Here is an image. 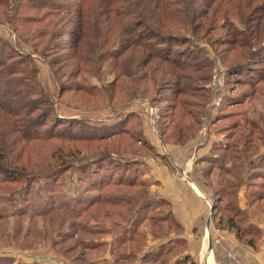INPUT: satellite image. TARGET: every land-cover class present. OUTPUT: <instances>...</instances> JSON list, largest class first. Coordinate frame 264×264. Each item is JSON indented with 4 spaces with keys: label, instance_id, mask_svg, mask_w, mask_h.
I'll return each instance as SVG.
<instances>
[{
    "label": "rangeland",
    "instance_id": "rangeland-1",
    "mask_svg": "<svg viewBox=\"0 0 264 264\" xmlns=\"http://www.w3.org/2000/svg\"><path fill=\"white\" fill-rule=\"evenodd\" d=\"M17 1L21 2L0 0V19H4L8 11L6 3L12 7ZM55 1L69 3L68 0ZM96 1L98 5L100 2ZM219 1L204 19L195 22L198 32L196 36L188 34L191 35L190 44L179 46L189 55L196 52L194 56L199 57L196 64L204 67L212 63L209 66L214 75L212 81L198 84L193 83V78H204L206 71L183 70L171 62L150 57L138 46L129 47L120 55L114 54L117 57L107 56L105 53L116 46L114 40L107 39L106 45L100 47L92 30L93 36L89 34L77 40L72 33L75 27L72 13L27 7V15L41 16L43 21L36 19L35 23L22 27V34L30 42L20 43L21 51L33 52V43L40 51L49 46L46 56L33 53L32 58L38 67L40 88L54 103L55 114L49 116L45 125L54 137L14 142L20 149L17 160L11 164L14 166L11 172L18 179L0 182V208L6 206L8 211L6 219L0 218L1 257L6 251L9 254L5 256L13 258V264H45L39 253L61 256L63 264H201L187 253L184 255L188 247L179 242V237H171V241L164 244L156 243L170 234L179 236L182 233L172 220L169 222L166 205L155 203L144 209L140 207L136 215L138 203L147 197L148 186L109 187L107 192L128 195L129 204H110L106 199L108 195H101L102 202L92 205L82 216L78 215L81 213L78 200L83 197L92 200L97 198L96 194H101L96 190V182L103 174L122 173L123 167L132 164L133 170L139 169L142 174L144 169L140 166L144 160L141 156L150 153L158 157L156 148L150 147L152 153L138 140V137H143L142 141L145 139L144 124L151 136L159 134V127L167 142L174 144L190 139L189 143L211 130L217 132L235 146L222 152V156H226L225 163L239 164L241 159L255 161L259 158L258 153L264 148V81H257L264 77V53L261 54L264 49V0H231L235 7L228 16L214 11ZM89 19L93 20V14ZM244 29L248 34L236 33ZM35 32L38 38L33 37ZM0 37L17 41V35L6 21L0 22ZM239 68L244 71V75L238 77L241 80L234 73L229 74ZM217 79L223 85L213 91L211 84ZM255 82L260 83L256 87L258 92L251 85ZM186 84L200 89L180 93L177 87ZM61 85L66 87L61 90ZM220 88L222 91L218 90ZM205 92L210 94L209 101L208 94L203 95ZM143 97L146 101H142ZM227 97L232 100L229 102ZM186 102L196 108L197 114L189 115L187 106L183 105ZM219 114L222 116L218 117ZM62 118H67L62 124L55 120ZM71 118L80 121L72 129L74 137L68 134L73 124L68 125ZM5 123L4 118L3 128ZM112 128L119 129V134L105 139L98 138L99 134L87 137L95 139L79 137L82 136L79 134L106 133L103 129L111 132ZM16 136L9 133L4 137L11 143ZM248 151L250 156H247ZM103 152L108 159L101 165L100 161L98 165L91 164L93 157L99 158ZM209 162V179L221 196H225L229 185L234 195L230 199L227 196L226 202L236 207L240 183L237 176L227 174L223 166L211 167ZM230 181L238 184L230 186ZM250 181L251 190L264 194V177L257 176ZM245 192L241 191L243 200ZM45 199L57 201L64 209L29 219L27 216H31L33 209L40 210ZM19 208L29 210V215L12 217L11 213L18 214ZM250 208L253 219H264V195L257 199L252 194ZM214 211L215 229L220 234L223 229L233 232L238 242L249 246L252 253L264 248V235L252 237L243 231L238 235L231 226L223 225L234 211L224 215L217 209ZM134 215L140 219L136 227ZM238 218L237 226L249 224L244 214ZM216 242L224 244L222 237ZM219 256L225 264H243L238 252L222 250Z\"/></svg>",
    "mask_w": 264,
    "mask_h": 264
},
{
    "label": "trees",
    "instance_id": "trees-1",
    "mask_svg": "<svg viewBox=\"0 0 264 264\" xmlns=\"http://www.w3.org/2000/svg\"><path fill=\"white\" fill-rule=\"evenodd\" d=\"M68 1L69 3H58L55 0H21V2L19 3L18 1L17 3H13L12 7H10L9 3H6L7 7L9 6L7 8L8 11L5 14V18L0 19V22L6 21L8 23V25L17 35V41H7L3 40L0 37V182H3L5 180L18 179V177L15 176L14 172H11V168L14 167L11 164L14 163V160H17V152L20 149L19 147H17V145H14V142L19 143L21 141L27 142L34 141L40 138L46 139L54 137L53 132L48 133L50 129L45 127V125L47 124V119H49V116L54 113V103L49 95L40 88L38 67L34 59L32 58L33 53H36L40 56H46V52L49 46L40 51L37 45L33 43V52L21 51L22 48L20 46V43L30 42L22 34L25 25L27 23H35L34 21L36 19L39 20L37 22L43 21V17L41 16L37 17L27 15L25 13L27 7L31 9L47 8L50 9V11H67L68 13H72L73 15H75V21H73L75 23V27L72 33L75 35L77 40L80 39L81 41V39L85 35L90 34L93 36L91 30L96 33L95 37L98 41L97 45H99L100 47L106 45L107 41L105 40H114L116 46L110 48V50L105 53L107 56L117 57L115 55H120L123 50L130 49L129 47L138 46L145 49L150 57L171 62L179 66L183 70L193 72L206 71L203 72L205 73L204 78L196 76L195 78H193V83L198 84L202 81L208 82L209 80L212 81L213 79L214 75L213 72H211V67H209L210 65L212 66V63L210 65L206 64L204 67H202L201 64H196V60L199 59V57L194 56L196 55V52L192 54L193 56L189 55L185 51H182L184 50V48L180 50L179 46L183 44H190L188 42L191 41V35L196 36V33L198 32V29L194 28L195 22L198 19H204V17H206L207 13H209V11L213 8V5L218 0H99L100 3H98V5L96 4V0ZM221 1L222 0L219 1L214 11L223 13L224 16H228L230 10L235 7L233 1L232 3L231 0H225L224 2ZM226 4H228L229 6H227ZM224 6L225 8L222 9V7ZM90 14H93V20L89 19ZM196 26L198 27V25ZM245 32L246 29H244V31H236V33H240V35L245 34ZM34 35V38H38L39 36V34L36 32L34 33ZM242 43H246L245 40H242ZM174 47L179 50V55L176 53L177 50H174ZM188 52L191 53V49ZM263 53L264 49L262 48L261 54ZM185 56L187 58H185ZM193 59L195 60L194 62ZM49 63L53 68L54 65L50 60ZM231 73H234L238 80H241L240 78H238L240 75H244V71L240 68L232 70V72L229 71V74ZM257 81H264V77L258 78ZM259 82L251 84L256 91L257 85L260 84ZM64 87L66 86L61 85V90H63ZM177 88H179L178 91H180V93L183 91L193 92L192 90L200 89L198 87L195 88V86H192L190 84H186ZM218 90L220 91L221 88ZM195 91L197 92V90ZM206 94H208V96H206V99H208L209 101L210 94L207 92L203 93V95ZM143 98L147 99L146 97ZM227 99L229 102L230 100H232L228 97ZM183 105L185 107L187 106V110L190 116H194L195 114H197L195 110L196 108L194 106L190 107L187 102ZM220 114L218 115V117L222 116ZM4 118L6 119V123L3 128L2 124L4 123ZM63 119L65 120L67 118L55 120L60 121V124H62L61 121H63ZM71 119L72 120L68 121V125H70L71 123L73 124L72 128L70 129L71 132H69L68 134L69 136L73 135L74 137L76 136V134H73L72 129L75 124H80V121L73 120V118ZM103 131L106 133H92L89 135L79 134L82 135L79 137L86 140L95 139L96 137H87L99 134L97 135L98 138L105 139L119 134V129L114 128L111 129V132H107L105 131V129H103ZM9 133L18 135V137L16 136L12 138V140L10 141L11 143H9L4 137L9 136ZM161 137L164 142H167V139L164 137L163 133ZM142 138L143 137H138V140L143 142V145L146 146L148 150H150V147L153 150V147L148 143L147 139L145 138L142 141L140 140ZM186 143L180 144L184 145ZM231 147L234 148L235 146H233L232 144ZM103 153L104 154L99 157L100 159L98 157H93L94 159L91 160V164L98 165V161H100L99 164L101 165L102 162L106 161L108 159L106 158L108 157V155H106L105 152ZM247 156H250L249 151L247 152ZM222 157V160L224 161V157L226 156ZM223 161L220 163V167L223 166L224 168H222V170L228 173ZM136 164L139 163L136 162ZM132 165L128 166L129 168L123 167L122 173L112 172L110 174H103V176H101V178L96 182V185L98 186L96 190L98 192L100 191L101 194H96L98 195L97 198L92 200L88 199L89 201L86 197H83V199H79L78 207L81 208V213H79L78 215L81 214L80 216H82V214L85 213L89 208H91L92 205L100 204L102 202L100 200L101 195H108L106 196V199L110 204H129L131 199L128 195L110 193L106 190L109 189V187L115 185L148 186L147 182H145L141 178L139 169L133 170ZM127 173L130 174H128V176L126 177L125 175ZM229 174L234 175L232 172H229ZM262 175H264V172L260 174V176ZM106 180L110 182L105 183ZM229 184L232 185L234 184V182H230ZM95 188L96 186L94 187V189ZM258 194L259 196L264 195L261 194V192H258ZM217 195L219 196V192L217 193ZM231 195H234V192H232ZM132 201H134V199ZM150 203L151 202L146 201V198L144 202L138 203L139 209L137 211V214L139 213L140 207L144 209L147 206L152 205ZM160 204H165V201L162 200ZM61 209L64 208L61 207L57 201H51V199L48 201L47 199H45L44 201H42L41 209H33L31 212V216L29 215V210L20 208L19 210H17L18 214L12 212L11 216L15 217L16 215H29L27 217H29V219H32V217H39L48 213H52L55 210ZM214 209L219 210L223 215L225 212H235V214H230L231 216L224 223L229 227L231 226L232 229L238 231V235L241 234V231H243L246 232L247 235H251L252 237H261V229L255 226L254 223H249L246 225L244 224L245 226H237L236 223H238V216L240 217L243 214L244 216H246V214L240 211L233 204H226V207H222V205H220L219 208V203L216 202ZM0 212V218L6 219L8 212L6 210V206H2L0 208ZM139 220L140 219L136 216L134 220L135 227L138 224ZM180 241L185 245V242L183 240H179V242ZM161 256L162 255H159L158 257ZM186 260L189 261V258H186ZM9 262L13 264V258H10L9 256H0V264H10Z\"/></svg>",
    "mask_w": 264,
    "mask_h": 264
},
{
    "label": "crops",
    "instance_id": "crops-1",
    "mask_svg": "<svg viewBox=\"0 0 264 264\" xmlns=\"http://www.w3.org/2000/svg\"><path fill=\"white\" fill-rule=\"evenodd\" d=\"M142 101H146V99H142ZM157 128L159 134L151 136L147 133L146 125L143 126L144 137L159 153L158 157H153L150 153L141 156L144 160L140 166L144 169L141 178L147 182L149 188L146 201L151 202L152 205L160 203L162 200L165 201L163 205L168 207L169 222L172 220L182 233L179 236L170 234V237L160 238L156 243L164 244L171 241V237H179L178 240H183L188 247L184 255L187 253L201 264H225L219 258L222 250L240 253L243 264H264V248H261L259 252L252 253L249 246L238 242L233 232L223 229L222 234H220L215 229L217 222L215 221L214 206L216 202L219 203V206L224 203L227 204L226 198L227 196L229 199L232 197V190L227 185L225 196L221 197L220 193L219 196L217 195L219 191L209 179L211 172L208 168V162L210 161L211 167L216 165L220 167V163L223 161L222 152L225 149L226 151L231 149V142L211 130L205 133L203 137H196L184 145L174 144L164 142L159 127ZM258 156L259 158L255 161L241 159L242 162L239 164H234L233 161L225 163V159L223 162L227 168V174L232 172L234 176H237L238 183L240 182L237 187L240 200L237 198L238 192L236 191V207L246 214L249 223H254L261 229V236H263L264 219L262 218L261 221L258 218L257 220L253 219L250 208V196L252 194H255L257 199L263 197L250 189V180L264 172V148L261 149ZM229 175L233 176L232 174ZM241 191H246L244 200L241 198ZM136 215H138L137 212ZM225 227L230 228L227 225ZM219 237H222L226 246L223 243L218 245L216 240ZM226 247L227 249H225ZM2 253L3 256L9 254L6 251ZM52 254L39 253V257L45 264H63L61 256L57 255L56 257Z\"/></svg>",
    "mask_w": 264,
    "mask_h": 264
},
{
    "label": "built area",
    "instance_id": "built-area-1",
    "mask_svg": "<svg viewBox=\"0 0 264 264\" xmlns=\"http://www.w3.org/2000/svg\"><path fill=\"white\" fill-rule=\"evenodd\" d=\"M223 84H222V82H221V80H219V79H217V81H214L212 84H211V89L213 90V91H216L217 90V88H219L220 86H222ZM215 104H219V101H215L214 102Z\"/></svg>",
    "mask_w": 264,
    "mask_h": 264
},
{
    "label": "water",
    "instance_id": "water-1",
    "mask_svg": "<svg viewBox=\"0 0 264 264\" xmlns=\"http://www.w3.org/2000/svg\"><path fill=\"white\" fill-rule=\"evenodd\" d=\"M213 209V208H212Z\"/></svg>",
    "mask_w": 264,
    "mask_h": 264
}]
</instances>
